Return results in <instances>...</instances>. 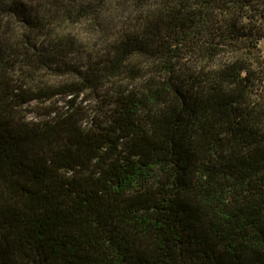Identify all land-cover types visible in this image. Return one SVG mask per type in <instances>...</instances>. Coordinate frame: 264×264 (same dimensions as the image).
Returning <instances> with one entry per match:
<instances>
[{"label": "trees", "instance_id": "trees-1", "mask_svg": "<svg viewBox=\"0 0 264 264\" xmlns=\"http://www.w3.org/2000/svg\"><path fill=\"white\" fill-rule=\"evenodd\" d=\"M263 42L264 0H0V264H264Z\"/></svg>", "mask_w": 264, "mask_h": 264}, {"label": "rangeland", "instance_id": "rangeland-1", "mask_svg": "<svg viewBox=\"0 0 264 264\" xmlns=\"http://www.w3.org/2000/svg\"><path fill=\"white\" fill-rule=\"evenodd\" d=\"M262 47L264 49V42L262 43ZM264 53V52H263ZM103 93V92H102ZM102 93L99 92L95 93L90 90H85L84 92L80 93L77 98V102L89 113L88 118L91 119V117L101 109H104V101L105 99L102 97ZM104 100V101H103ZM52 103H54L55 106H57L59 109L61 107H64L63 100L59 101V97L53 98ZM48 102L44 103H36L32 102L29 105H26V113L29 118L37 119L39 118V113H43V107L47 106Z\"/></svg>", "mask_w": 264, "mask_h": 264}, {"label": "snow or ice", "instance_id": "snow-or-ice-1", "mask_svg": "<svg viewBox=\"0 0 264 264\" xmlns=\"http://www.w3.org/2000/svg\"><path fill=\"white\" fill-rule=\"evenodd\" d=\"M21 14H24L23 11L21 12Z\"/></svg>", "mask_w": 264, "mask_h": 264}]
</instances>
